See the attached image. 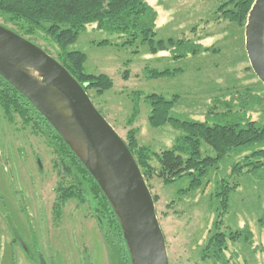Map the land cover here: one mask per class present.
<instances>
[{"label": "rangeland", "instance_id": "374dc122", "mask_svg": "<svg viewBox=\"0 0 264 264\" xmlns=\"http://www.w3.org/2000/svg\"><path fill=\"white\" fill-rule=\"evenodd\" d=\"M144 1L158 13L155 40L168 50L150 52L141 39L125 44L126 36L96 24L70 46L86 54L87 72L113 81L104 93L91 89L89 95L117 133L127 139L136 129L140 144L153 151L174 145L181 131L148 121L151 94L174 97L172 115L181 119L225 123L246 114L264 124V84L247 56L246 22L224 18L223 8L233 7L228 0ZM37 34L33 39L57 56L59 46ZM105 39L110 42L100 43ZM163 70L170 73L155 74ZM17 112L10 120L0 103V264H41L39 252L47 264H122L118 244L115 252L110 244L119 241L115 225L105 218L102 229L88 202L61 198L62 184L72 188L78 181L61 172L53 135ZM252 151L230 154L196 190H188L190 177L170 185L150 180L170 264H264V157L249 158ZM203 152L215 154L207 144ZM225 181L229 204L222 208L216 193ZM214 237L224 240L218 257L205 249Z\"/></svg>", "mask_w": 264, "mask_h": 264}, {"label": "trees", "instance_id": "16d2710c", "mask_svg": "<svg viewBox=\"0 0 264 264\" xmlns=\"http://www.w3.org/2000/svg\"><path fill=\"white\" fill-rule=\"evenodd\" d=\"M254 2L255 0H228L233 7L223 8L224 18L241 24L247 23ZM157 15L155 8L144 0H0V24L42 48L44 47L33 39V36L42 32L50 38L59 46L55 58L82 85L88 84L86 88L88 94L91 89L97 90L100 94L104 93L113 86V81L106 74L97 75L87 72L86 54L81 50L70 49L81 32L88 26L96 24L99 30L126 36L128 40L125 44H132L141 39V43L148 44L150 52L168 50L163 39L155 40ZM109 42L105 39L100 43ZM46 49L44 50L49 53L50 50ZM169 73L168 70H163L155 74L161 76ZM0 92V103L10 120L13 119L16 109V112L18 111L17 113L25 119V123L33 120L37 125H45L47 131L43 129L44 133H49L50 137L53 135L55 149L59 153V166L65 164L60 167L61 172L74 176L78 181L71 186L72 188H64L62 184L59 189L61 198L72 196L84 203L88 202L102 229L105 218L115 225L119 241L111 240L112 251L115 252V245L118 244L116 249L119 254L115 252L116 256L121 259L122 264H132L120 220L80 158L29 100L2 76H0ZM147 100L151 106L148 121L152 127L170 124L182 132L176 137L171 148L161 151H153L150 147L141 145L136 129L129 131L127 139H124L139 164L150 190V180L154 177L162 180L165 185L173 184L183 177H190L188 190H196L202 185L203 179L209 176L210 170L218 167L219 163L232 153L253 150L249 158L264 157V149L256 148L258 145L264 146V124L257 125L248 120L246 114H242V119L235 118L225 123L185 120L172 115L176 102L174 97L166 98L163 95L151 94L147 96ZM225 114L230 115L228 112ZM136 116L137 111L133 118ZM204 144L213 149L215 154L204 153ZM154 162H157L156 165L153 164ZM235 166L236 170L237 166ZM259 166L263 167V164L259 163L254 168ZM229 193L230 186L225 181L223 187L216 193L222 208H226L229 204ZM153 197L156 203L158 197L156 195ZM111 230L113 231V228ZM246 232V239L252 240V231L248 228ZM223 243V239L214 237L209 240L205 249L206 251L212 249L214 255L218 257Z\"/></svg>", "mask_w": 264, "mask_h": 264}, {"label": "water", "instance_id": "95a60500", "mask_svg": "<svg viewBox=\"0 0 264 264\" xmlns=\"http://www.w3.org/2000/svg\"><path fill=\"white\" fill-rule=\"evenodd\" d=\"M245 48L264 84V0H255L248 15ZM0 76L53 126L99 184L120 220L132 264H170L152 191L125 140L93 104L88 84L82 85L54 56L2 24ZM38 257L47 264L41 252Z\"/></svg>", "mask_w": 264, "mask_h": 264}]
</instances>
